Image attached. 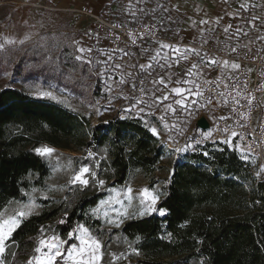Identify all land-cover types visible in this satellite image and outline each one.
<instances>
[{"label": "trees", "instance_id": "16d2710c", "mask_svg": "<svg viewBox=\"0 0 264 264\" xmlns=\"http://www.w3.org/2000/svg\"><path fill=\"white\" fill-rule=\"evenodd\" d=\"M176 21L177 32L181 22ZM161 22L166 28L168 22ZM76 48L71 31L59 30L0 51V212L25 200L30 189L44 187L49 166L34 151L38 147L80 151L72 158L73 173L88 167L105 181L102 188L91 178L88 187L69 184L58 204L25 218L8 243L16 253L9 264H28L41 238L68 240L78 225L107 237L104 243L117 236L125 242L134 263L125 257L117 260L120 264H264V177L257 179V168L219 142L186 152L185 163L171 169L174 175L162 186L157 205L166 215L157 211L110 232L91 217L110 187L124 184L130 171L154 169L162 151L139 118L112 117L91 126L84 111L114 109L121 97L109 93L110 78L103 77L100 66L96 71L74 59ZM37 89L59 92L68 104L39 98ZM130 103L129 96L123 104ZM105 142L110 143L108 159L95 154ZM74 243L68 240L65 248Z\"/></svg>", "mask_w": 264, "mask_h": 264}, {"label": "built area", "instance_id": "2783aa9c", "mask_svg": "<svg viewBox=\"0 0 264 264\" xmlns=\"http://www.w3.org/2000/svg\"><path fill=\"white\" fill-rule=\"evenodd\" d=\"M32 5L41 12L70 14L75 17V25L71 30L75 44L77 45V42L84 40L92 49L91 53L86 52L88 53L86 58L93 56L98 59L99 52H103L106 53L107 58L112 59V65L105 63V65L100 64V66L95 62L96 68L99 66L102 68L103 77L108 76L110 78L108 85L112 87L111 93H123V96L119 95L121 100L114 106L115 110L112 117L119 120L129 116L141 119L135 109L132 113L123 111L124 108L128 107L123 104L126 100L124 97H132V103L134 102L133 98L147 100L153 96V93L160 94V92H156V89H160L163 94L169 95L168 101L159 106H153L151 111L155 115L147 116L145 119L153 118L156 123L162 125L163 122L159 117L164 115L169 124H174L178 128L179 138L174 139L172 143L168 142L169 139L167 141L155 139L156 147L162 151V160L169 161L172 169L183 165L186 157V152L173 153L175 148L184 147L188 142L201 140V144L194 145L190 150V153H197L198 147L202 145L221 143L226 136L223 132L226 126H230L232 130L239 133V136L233 139H236L241 149L257 161L258 168L261 170L264 167V39H261L264 37V0L246 3L247 10L239 5L233 9V16L229 20L215 24L209 31L195 34L194 38L190 40L180 39L183 35L180 34L179 28L176 32V26L168 17L171 16L180 22L181 20L166 0H147V2L145 0H113L100 13H94L85 8H57L42 4L40 1H36ZM165 7L168 11L164 10ZM140 9H144V11L141 12ZM152 9H156V11L152 12ZM133 11L136 13L135 16L132 15ZM253 15L259 17L255 21V27L249 22ZM161 21L168 22L166 28L161 26L163 24ZM145 24L152 25L151 32L144 30ZM229 24L232 27L225 33L224 28ZM237 28L240 31H237ZM130 32L146 35L148 39L146 41L138 39L137 44L133 45L129 38ZM245 32L249 35H244ZM175 33H179L180 36H176ZM157 39L164 43L179 42L190 45L195 47L200 55L196 56L189 53L187 60L181 59L177 63L172 58L174 54L171 53H169V58L165 60L163 54L169 50H161V56L152 60L150 56L155 55V51L152 49L159 47L158 43H155ZM141 46H146L149 51L141 52ZM233 48H236L235 52L232 51ZM212 60L217 61V63L212 64ZM224 60L229 61L227 67L223 64ZM204 61H209V63L206 65ZM194 62L199 65V68L192 71L198 74L190 77V79L199 84L205 95L211 97L214 102L205 104L203 107L196 105L195 110L189 115L182 112L180 106L174 103L178 97L169 94L168 89L173 87V84L169 83L168 89H165L163 85L154 83L153 78L158 79L163 76L166 81L169 75L174 79L179 78L187 72ZM233 62L240 64L238 70L232 68ZM117 64L120 65V68L115 67ZM141 64L144 65V68H140ZM168 64L172 66L167 67ZM161 65H165V67H161ZM128 73L132 75L129 76ZM122 79L129 81V84H121ZM133 80L138 85L134 92L131 90ZM141 80L143 83H140ZM192 86L191 83L183 85L185 88ZM139 87L145 88L148 95L145 96L144 93L140 92ZM236 90L244 92V95L249 98L254 97L251 108H249L244 97L240 98L238 106L234 104L233 98ZM221 92L225 95L218 96L217 93ZM225 99H227L226 104L222 102ZM169 103H172L173 108L176 109V115L167 109ZM233 107L237 108L236 112L232 111ZM200 117H203L208 125L206 130L195 125ZM221 117H230V119H221ZM209 133L211 136L204 139ZM227 135L230 137V133ZM207 169L212 171L210 167ZM244 186L247 187V185Z\"/></svg>", "mask_w": 264, "mask_h": 264}, {"label": "snow or ice", "instance_id": "6c2138e0", "mask_svg": "<svg viewBox=\"0 0 264 264\" xmlns=\"http://www.w3.org/2000/svg\"><path fill=\"white\" fill-rule=\"evenodd\" d=\"M147 2V0H145ZM226 2V0H225ZM175 7V6H174ZM241 8H244L247 10L248 6L245 4L240 5ZM252 7H255V5H252ZM165 11H168V9L165 7ZM141 12L144 11V9H140ZM156 9H152V12H155ZM132 15L135 16V11L132 12ZM170 21L173 23H178V21L175 20L173 17H168ZM259 19V17L252 16L250 23L253 24V27H255V21ZM210 21L208 19H203L199 21L200 25H207ZM219 22V19L217 20ZM232 27L231 24L227 25L224 28V32L227 33L228 29ZM144 30L146 32L152 31V25L151 24H145ZM237 31H240L239 28H237ZM176 36H180L179 33H175ZM244 35H249V33L245 32ZM129 38L131 39V42L133 45L137 44V40L140 41H146L148 37L146 35H140L137 32H130ZM118 39V38H117ZM181 40L185 39H193L191 36H181ZM261 39H264V37H261ZM11 43H14V41L11 40H5L3 43H0V51H3L6 47V45H9ZM80 44L79 47L76 48V52L78 53L75 55L74 59L78 62H81L83 64L90 65L92 63V60L90 57L86 58L84 53L87 51L91 53L92 49L85 48L82 44V42H77ZM155 43H158L159 47L152 49V51H155L154 56H150L152 60H156L157 57H160L162 52L161 50H169L168 52H164V59L167 60L169 58V53L174 54L172 58L179 63L181 59L187 60L189 58V53H193L196 56H199V51L190 45L180 44L179 42L170 44V43H164L157 39ZM207 43V41H205ZM183 49V51H182ZM141 52H148L149 49L146 46L140 47ZM233 52L236 51V48L232 49ZM106 63V62H105ZM204 63L207 65L209 61H204ZM212 64L217 63V61L212 60ZM223 64L225 67L228 66L229 61L224 60ZM171 64H168L167 67H171ZM233 69H239L240 64L233 62L232 63ZM116 68H120V65H115ZM135 67V65H133ZM149 67H151L149 65ZM161 67H165V65H161ZM140 68H144V65L141 64ZM199 65L197 63H192L187 70V72L182 75L179 78L174 79L171 75L168 76L167 81L163 78V76L157 78H153L154 83H158L159 85H163L165 89H168L169 83L173 84V87L168 89L169 94H174L175 97H178L174 100V103L178 106H180V110L182 112L188 113L191 115V113L195 110L196 105H200L203 107L205 104H212L214 101L211 97L206 96L204 91L201 90V86L197 84L194 80L190 79V77L197 75L198 73H194L193 69H198ZM129 76H131V73H128ZM121 84H129V81L127 80H121ZM140 83H143L141 80ZM192 84L193 86L190 88H185L183 85L186 84ZM209 83H211L209 81ZM175 85H181V86H175ZM108 91L111 93L112 87L111 85H108ZM138 88L137 83L133 80L131 82V90L134 92ZM140 92L144 93L145 96L148 95V91L143 88L139 87L138 89ZM156 92H160L159 95H156L153 93L152 97H149L147 100L144 98L140 99H134L133 103H130V105L123 109L126 113H132L133 109L136 110V112L140 115V118L143 119L145 127L148 128V130L151 132V134L156 137L157 139L160 138L161 131L170 130L172 128H175L174 124H169L166 120V117L164 115H161L159 119L163 122L162 128L158 130L156 126H153L152 123L148 119H145L147 116H154L155 114L152 113L151 109L154 105L159 106L163 104L165 101L169 100L168 94H163L160 89H156ZM118 95L123 96V93H118ZM218 96H224L225 94L223 92L217 93ZM39 98H51L53 100H57L55 96H53V93L51 91H41L38 93ZM244 97L247 100V104L249 108H251L254 97L249 98L248 96L244 95V92L240 90H236L235 96H234V104L239 105L240 104V98ZM127 99L128 97H124ZM60 103H65L64 101H57ZM109 105L112 104V98L111 96L108 97ZM223 103H227V99L222 101ZM191 105V107H190ZM167 109L171 110L173 115H176V109L173 108L172 103L167 104ZM233 112L237 111L236 107H233ZM97 115H102L103 113L100 111L99 108L96 109ZM241 116L243 117V114L241 113ZM221 119H230V117H221ZM105 123H108L105 121ZM223 132L226 134L225 139L222 141L223 143L231 144L233 138H236L239 136V133L235 130H232L230 126H226L223 129ZM230 133V137L227 135ZM211 136V133L208 134L204 139H208ZM169 143L174 142V137H169ZM201 140H195L194 145L201 144ZM193 144H186L184 147L181 148H175L173 150V153H181L188 151L194 147ZM239 147V146H237ZM251 148V146H249ZM37 155L41 157L51 158L53 156V153L55 152V149L53 147H38L34 149ZM91 156L92 154L89 153ZM204 155H207L205 152ZM242 157L245 159V161L248 160V157L242 153ZM261 172H264V167L261 168L260 172L256 173L257 179H260ZM171 175H174V171L170 173ZM92 179L94 183L98 187H103L105 184V181L103 179H99L97 176V173L93 171L92 169L88 167H81L77 171H75L69 181L71 185H79L81 187H88L89 185V179ZM170 182V181H169ZM120 197H123L124 199H121ZM47 199V197H45ZM127 200L128 207L131 206L132 202L134 200H138L140 208L138 209L137 213L138 215H145V214H151L154 212H159L161 216L166 215V211L164 209H158L156 207L158 200H159V193L154 188H143L139 196H133V189L129 185L125 188V190L121 193H118L117 196L112 197L110 200L103 201L102 203L104 205H111V204H119L122 207L124 206V200ZM35 207H38V205L35 204V202H32L28 205H23L22 209L18 211L15 215L8 216L5 218L4 213L0 212V264H9L8 256L10 255L12 259H15L16 253L10 252L8 249V243L12 240V237L14 233L17 231V229L21 226L23 223V220L25 218H28L31 216V210ZM24 208H27L28 211L23 210ZM97 218H99V210H96ZM105 217L107 218V223L112 227H119L120 224L123 222V219L128 218L129 213L125 210L124 212H117L116 219H113L112 217L108 216V213H104ZM65 221L62 219L60 223H64ZM44 229H41V232H44ZM75 239L78 241V245H71L68 248H65V245L68 243V240ZM137 239H139L137 237ZM68 240L61 239L60 237H57L56 235H53L51 237H43L39 241V245L34 249L35 255L29 258L28 264H60L61 261H63V264H104L105 256L107 255L105 249L106 245L103 243L102 239L93 234L91 229L89 227H86L85 225H78L77 229L68 233ZM135 254L139 255L138 249H133ZM124 254H121L123 256ZM121 257L113 256V258L109 261V264H116V261L119 260Z\"/></svg>", "mask_w": 264, "mask_h": 264}, {"label": "rangeland", "instance_id": "374dc122", "mask_svg": "<svg viewBox=\"0 0 264 264\" xmlns=\"http://www.w3.org/2000/svg\"><path fill=\"white\" fill-rule=\"evenodd\" d=\"M29 1H30V3H33V4L35 3L34 0H29ZM30 3L28 5H24L22 3V7H24V10H27V12L28 11L30 12V10L27 8H30V9L35 8ZM12 6H13V3L0 5V43H3L5 40H11L12 41L14 39V36H13L14 29H17V27L19 29L24 28V25L20 26V23H18V21H16V23H15V25L17 27L13 26L14 21H15V19H17V15H19V13L17 11H11ZM40 15H42V16L48 15V17L53 18V14L51 12H41ZM62 15H64V14H62ZM65 15H70V14H65ZM73 18L75 19V17H73ZM56 23H57V21H55V19H53V24H56ZM60 25H61L60 22L57 23V25H54V31L52 33L58 32L59 27H61ZM20 33L21 32H18L16 36L17 37L21 36V38L19 40H20V43H22L25 40H24V37L22 35H20ZM25 36H26L25 39H28V36L27 35H25ZM16 40L18 41V39H16ZM83 43L85 44L84 45L85 48H87L89 46L87 42H83ZM12 44H14V43L6 45V47L12 46ZM19 46H23V45H19ZM86 52L84 53L85 57L88 54ZM99 54H100V56H98L99 57L98 59H95L93 56H91V60H92V63L90 64L91 66L96 68L95 62H96V64H99V65L100 64L105 65V62H106V64L107 63H110L111 65L113 64L112 59L106 57V53L99 52ZM96 71H97V68H96ZM8 78H9V76H7V79ZM41 91H44V90H39V89L35 90L34 95L38 96V93ZM47 91H51L53 93V96H55L57 98L56 101L66 102V100L62 98V96L59 92L57 93L54 90H46L44 92H47ZM116 103L114 106H116ZM65 104H68V103L66 102ZM113 108L114 109H110L109 107L104 108V110L101 111L103 113L102 115H97V113L94 112L95 109L93 107L90 108L89 111H84V112L86 113V116H88L90 118V124L92 126L93 124L98 123V121L100 119H102L103 123H104L107 118H111L113 116L114 110H115V107H113ZM148 120L150 121V123H152L153 126H156L158 128V130H160L162 128V125L156 123L153 120V118L148 119ZM141 121H143V119ZM177 130H178V128L175 127V128L170 129V130L161 131L160 138L158 140L159 141H167L169 139V137H174V139L179 138L178 134H177ZM221 143L224 146H226L227 148H229L231 150H235L241 156H242V153L244 155H246L248 157V160L246 162L248 163V161H249L251 167L257 168L258 172H260V168H258L257 161L252 156H250L248 153H246L244 150L241 149V147L238 144L236 139H233L231 144L223 143V142H221ZM186 144H193L194 145V142H188ZM237 146H239V147H237ZM42 147H44V146H42ZM48 147H51V146H48ZM53 148L55 149V152L53 153V156L51 158L42 157L43 160H45V162L49 166V177L46 180L44 187L30 189L26 193V199L25 200L19 201V202L13 201V202H10L8 205H6L4 210L1 211L4 213L5 218L8 216L15 215L18 211H20L22 209L23 205H28L32 202H35V204L38 205V207H35L31 210V216L38 214L42 210H44L45 208H50L52 206H55L56 204H58V202L61 200V198H63L64 193L67 190L66 188L70 184L69 181H70V179L73 175V171H74V169H73L74 160L72 158L81 156L80 155L81 152L80 151L76 152L73 150H64V149L61 150V149H58L55 147H53ZM109 148H110V143L105 142V144L96 147L95 154L100 158L108 159ZM199 148L200 147H198V149ZM198 149H197V152H198ZM190 150L185 151V152L190 153ZM171 169L172 168H171V164L169 161L167 162L165 160H161L160 164L157 165L156 167H154V169H152L151 171H144L142 169L130 171L131 173L129 174V176L126 179V181L124 182V184H122L121 186L110 187V189L107 191L106 196L101 201L98 202V205H96L95 208L90 210L91 217L94 219L97 218L96 210H99V218H97V219H99L101 221L104 229L106 231L110 232L111 230H119L126 221H129L132 219H140L141 217L150 215V214H145V215L141 216V215L136 214L138 209L140 208L138 200H134L130 207H128L126 199L124 200V206L123 207L119 204L104 205L102 202L110 200L112 197L117 196L118 193L123 192L125 190V188L129 185L133 189V196H136V197L139 196V193L143 188H154L159 193V200H160V198L162 196V186L165 185L166 183H168L169 178H170V173H172ZM263 177H264V172H261L260 179ZM45 197H47V199H45ZM120 198L124 199L123 197H120ZM159 200H158V203L160 202ZM45 201H47V202L45 203ZM158 203H157V205H158ZM157 205H156V207H157ZM23 210L28 211L27 208H24ZM125 210L129 213V216H128V218L123 219V222L120 224L119 227H112L107 223V218L104 215L105 212L108 213L109 217L116 219L117 218L116 213L117 212H124ZM111 239L108 240V241H111L109 243L103 242L107 246L105 249L107 255L105 256L104 263L109 264V261L113 258L112 255L115 252L121 251V249H122V251L120 253H118L119 257H121L119 260H122L123 258L126 257L125 259L127 261H129V262L132 261L127 256V251L125 250L126 247L124 246L125 242L121 241V244H120L118 241L119 240L118 236H117L116 240H114V237H112ZM102 241L106 242L107 237L102 238ZM74 244L78 245V241L75 240ZM74 244H72V245H74ZM8 249H9V245H8ZM10 252H12V251H10ZM121 254H124V255L121 256ZM10 257L11 256L9 255L8 256L9 261H10ZM116 264H120L119 261L118 262L116 261Z\"/></svg>", "mask_w": 264, "mask_h": 264}, {"label": "crops", "instance_id": "0c3cea01", "mask_svg": "<svg viewBox=\"0 0 264 264\" xmlns=\"http://www.w3.org/2000/svg\"><path fill=\"white\" fill-rule=\"evenodd\" d=\"M40 1L42 4L52 5L55 7L63 9H73V8H85L90 9L94 13L102 12L105 7H108L113 0H34ZM168 5L173 9L181 20L179 32L183 36H191L194 38L195 34H200L202 32L209 31L215 24L223 22L224 20H229L233 16V9H236L241 4H246L249 2H254L255 0H166ZM29 0H0V5H5L13 3L11 11H17L16 21L24 28L14 29L13 36L15 41L12 46H19L29 43V41L35 39L36 37L44 33H52L54 31V25L60 22L59 30H72L74 27L75 19L72 15H62L63 13L53 14V18L48 17V15H40L41 12L38 8L30 9V12L24 10L22 3L28 5ZM34 3V4H35ZM33 4V3H30ZM175 6V7H174ZM21 9V10H20ZM203 19H208L210 22L207 25H200L199 21ZM53 19L57 21L53 24ZM219 19V22L217 20ZM21 32L20 35L24 37L22 43H20V37H17V33ZM28 39H25L26 36ZM18 39V41L16 40ZM82 42L83 46L85 45ZM80 44H77L79 47Z\"/></svg>", "mask_w": 264, "mask_h": 264}, {"label": "water", "instance_id": "95a60500", "mask_svg": "<svg viewBox=\"0 0 264 264\" xmlns=\"http://www.w3.org/2000/svg\"><path fill=\"white\" fill-rule=\"evenodd\" d=\"M195 125H197V127H199L202 130H206L208 128V125L203 117L197 119Z\"/></svg>", "mask_w": 264, "mask_h": 264}]
</instances>
